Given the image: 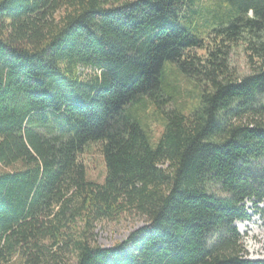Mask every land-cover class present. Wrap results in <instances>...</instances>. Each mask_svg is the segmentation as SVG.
Here are the masks:
<instances>
[{"label":"trees","instance_id":"16d2710c","mask_svg":"<svg viewBox=\"0 0 264 264\" xmlns=\"http://www.w3.org/2000/svg\"><path fill=\"white\" fill-rule=\"evenodd\" d=\"M166 62L199 89L192 111L166 106ZM245 200L264 202V0H0V264H264L235 226ZM129 215L144 224L96 242Z\"/></svg>","mask_w":264,"mask_h":264},{"label":"rangeland","instance_id":"374dc122","mask_svg":"<svg viewBox=\"0 0 264 264\" xmlns=\"http://www.w3.org/2000/svg\"><path fill=\"white\" fill-rule=\"evenodd\" d=\"M208 10L205 18L211 20L224 19L225 7L216 2H207ZM202 54L201 50H196ZM233 59L237 65H243L242 51H235ZM166 90L170 93L171 101L166 106H174L184 113L192 111L199 104V89L193 81L179 73L173 63L166 62L164 69ZM137 117L155 140L163 126L160 111L148 99H144ZM79 159L86 167L89 179L101 182L105 173V166L100 152V143L91 142L86 145ZM244 205L250 215L247 221H236L241 237L245 256L251 260H264V202L245 200ZM144 218L137 215L123 216L114 221H101L95 227L96 242L102 247H110L114 243L124 240L130 232L144 224Z\"/></svg>","mask_w":264,"mask_h":264}]
</instances>
